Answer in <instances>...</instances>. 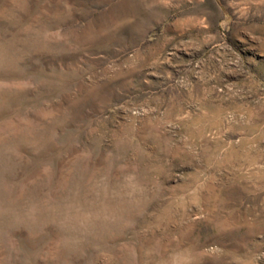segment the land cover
I'll use <instances>...</instances> for the list:
<instances>
[{
    "label": "rangeland",
    "instance_id": "rangeland-1",
    "mask_svg": "<svg viewBox=\"0 0 264 264\" xmlns=\"http://www.w3.org/2000/svg\"><path fill=\"white\" fill-rule=\"evenodd\" d=\"M129 172L74 250L0 218V264H264V0H0V205Z\"/></svg>",
    "mask_w": 264,
    "mask_h": 264
},
{
    "label": "clouds",
    "instance_id": "clouds-1",
    "mask_svg": "<svg viewBox=\"0 0 264 264\" xmlns=\"http://www.w3.org/2000/svg\"><path fill=\"white\" fill-rule=\"evenodd\" d=\"M142 194L143 188L134 173L124 175L117 185L105 174L89 183L86 195L74 188L54 201L30 199L17 204L9 200L0 205V218L11 227L23 225L30 229L53 222L62 233L63 247L71 251L96 230L117 224L122 218V206H134ZM161 264H185V254L173 250Z\"/></svg>",
    "mask_w": 264,
    "mask_h": 264
}]
</instances>
